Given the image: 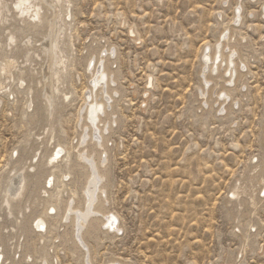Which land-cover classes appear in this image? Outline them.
Here are the masks:
<instances>
[{"label":"rangeland","instance_id":"1","mask_svg":"<svg viewBox=\"0 0 264 264\" xmlns=\"http://www.w3.org/2000/svg\"><path fill=\"white\" fill-rule=\"evenodd\" d=\"M263 1L64 0L67 17L61 22L65 30L60 48L66 56V72L55 93L57 113L49 122H55L57 138L64 144L66 169L73 164L79 112L88 91L85 58L89 52L110 45L112 60L108 65L121 89L114 106L119 123L108 143L111 205L124 231L113 240L105 239L103 247L94 251L96 264H103L107 255L134 264H264V197L254 210L244 198L243 208H237L230 198L232 186L250 175L264 158ZM235 8V15L241 10V21L237 16L233 20ZM0 27L1 47L9 23ZM227 27L237 32L239 40L246 37L244 44L249 42L251 47L243 53L246 68L241 79L247 88L242 89V80L230 83L227 107H231L227 114L217 115L210 99V109L199 108L200 54L205 42L212 46H207L205 53L213 49L218 28L224 30L220 38L226 42ZM235 40L231 38L232 43ZM207 54L203 53V59ZM233 59L232 54V67ZM41 63L40 52L32 61L18 54L10 77L4 73L8 79L0 89L2 264H9L7 257L11 262L19 260L15 222L30 213L29 206L24 208L26 191L8 210L2 202L4 190L19 168L24 149L42 143V153L33 164L42 162L50 135L49 131L43 134L48 127L40 115L37 92L29 95V80L23 81V86L17 82L20 70H39ZM214 83L210 87L214 88ZM65 93L69 94L64 100ZM29 100H33L31 109ZM205 112L208 114L203 115ZM28 172L32 174L33 169L27 168L25 174ZM73 177L64 181L59 174L43 195L55 209V214L49 215L43 241L49 264L54 263L49 254L54 250L57 256L61 248L55 264H80L79 255L74 256L68 245L64 247L67 239L61 240L63 191L77 188V176ZM76 202L79 205L78 197ZM20 203L22 211L18 213ZM239 209L243 211L240 214ZM39 258L36 255L33 263L38 264Z\"/></svg>","mask_w":264,"mask_h":264},{"label":"bare ground","instance_id":"2","mask_svg":"<svg viewBox=\"0 0 264 264\" xmlns=\"http://www.w3.org/2000/svg\"><path fill=\"white\" fill-rule=\"evenodd\" d=\"M8 2L10 7H8L6 0H0V24L9 23L4 38L5 43L0 47L2 52L0 57V89L4 85V81L8 79L4 73L9 74L8 77H10L11 69L14 68L18 54L25 61H32L33 56L40 52L42 63L39 65V70L35 68L27 72L20 70L17 82L23 86L25 83L23 81L29 80L31 84L28 87L29 95L37 92L36 95L39 96L41 107L40 115L46 122L45 126L48 127V130L44 128L43 134L49 131L50 135L42 162L35 166L33 164V160L40 156L42 143L24 149L21 167L19 165V168L15 169V174L9 178L4 190L2 202L8 210L12 207L13 201L18 200L17 198L25 191L27 197L24 208L30 207L29 215L24 216L22 221L15 222V251L17 254H21L19 260L11 262L10 257H7V261L9 264H35L32 260L36 255H39L38 264H49L44 252L46 245L43 241L46 239L45 236L48 231L49 215L55 214V209L47 205L46 201L43 200V195L48 192L60 174L64 181L77 176V188L70 190L69 193L67 190L63 191L60 222L64 230L61 234V240L63 237L67 239L68 243L64 244V247L68 245L74 256L79 255L80 264H96L94 251L103 247L105 239L111 238L113 240L124 231V225L120 223L122 221H119L118 215L114 213L110 199L112 174L108 142L109 135L119 123V117L114 111V106L115 98L120 95L121 90L117 84L116 73L108 65V62L112 60L110 59V45L105 46V50L100 47L95 48L85 58L89 83L88 91L84 92V103L79 112L73 164L66 169L64 144L57 138L55 122H49L55 118L57 113L59 104L55 100V93L59 91L64 72H66V56L60 48L61 37L64 36L65 30V25L61 22L63 17L65 18L67 15L63 10L64 0H8ZM236 8L234 9L233 20L237 16L241 21V10L238 9L239 13L235 15ZM8 13L11 16L7 15ZM68 15H70L69 12ZM262 16L264 17V1ZM228 28L225 29L229 30L226 42H222L220 38L224 30L218 28L219 37L213 49L208 50V54L205 53L207 46H211L210 43L205 42L200 54V73H203V77L202 87H200L202 100L199 108H209L210 99L213 108L214 105L216 107L215 113L217 115L227 114L229 107H231H227L232 92L229 84H232L233 81L237 83L242 80V74L245 73L243 71L246 68L243 53L251 48L249 42L244 44L246 37L239 40L237 32L231 30V27ZM1 35L2 31L0 30ZM232 37H236L234 43L231 42ZM43 42H48V44L44 45ZM33 43H40L41 46L33 45ZM216 46L219 47L216 48ZM101 49L104 50L105 57L102 56ZM7 53L13 55L9 56ZM203 53L208 55L207 61L203 59ZM217 54L219 56L216 57ZM232 54L235 58L231 61L233 67L230 66ZM42 69H44V73H42ZM214 73H217L216 78L213 76ZM37 76L40 77L37 78ZM151 78L152 76L149 77V79ZM216 79L221 82L217 83ZM212 82H216L214 88L210 87ZM153 83L150 81L149 85L151 86ZM246 85L245 81L242 80V89L245 90ZM68 94H64V100ZM1 103L2 99L0 98V105ZM32 106L33 100H29L28 109H31ZM207 114L208 112H205L203 115ZM262 143L264 148V131ZM48 146L51 147L48 148ZM29 160H32L31 165H28ZM27 168L33 169V173L28 172L26 175ZM76 197L79 199V205H77ZM261 197H264V158L251 169L250 175L243 181L234 184L230 192V198L234 200L237 208L245 207L241 202V198H244L250 210H254L262 203ZM18 206V213H21L22 204L20 203ZM239 210L237 211L239 214L243 212L241 209ZM37 238L39 246L36 244ZM2 240H0V245H3ZM58 246H62V243L54 244L52 248L56 249ZM62 250L61 248L58 251L57 256H55L54 250L52 253L50 252L49 255L54 260L53 264L62 255ZM1 254L2 252H0V264L5 259V256ZM103 264L134 263L129 260L118 259L113 255H107Z\"/></svg>","mask_w":264,"mask_h":264},{"label":"built area","instance_id":"3","mask_svg":"<svg viewBox=\"0 0 264 264\" xmlns=\"http://www.w3.org/2000/svg\"><path fill=\"white\" fill-rule=\"evenodd\" d=\"M205 60V59H204Z\"/></svg>","mask_w":264,"mask_h":264}]
</instances>
